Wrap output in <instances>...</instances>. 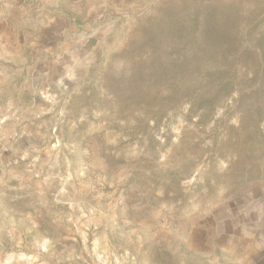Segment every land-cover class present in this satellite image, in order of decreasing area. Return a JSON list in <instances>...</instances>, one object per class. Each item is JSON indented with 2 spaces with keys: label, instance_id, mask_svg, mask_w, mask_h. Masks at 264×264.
I'll return each mask as SVG.
<instances>
[{
  "label": "rangeland",
  "instance_id": "obj_1",
  "mask_svg": "<svg viewBox=\"0 0 264 264\" xmlns=\"http://www.w3.org/2000/svg\"><path fill=\"white\" fill-rule=\"evenodd\" d=\"M263 33L264 0H0V264H264L263 102L158 82Z\"/></svg>",
  "mask_w": 264,
  "mask_h": 264
},
{
  "label": "trees",
  "instance_id": "obj_2",
  "mask_svg": "<svg viewBox=\"0 0 264 264\" xmlns=\"http://www.w3.org/2000/svg\"><path fill=\"white\" fill-rule=\"evenodd\" d=\"M206 29L199 35L196 51H204L203 46L210 43V32ZM212 39L206 63L217 69L202 73L190 71L202 69L204 56L197 53L193 57L183 55V60L174 61L172 72L165 70L158 82L172 87L177 101H191L193 111H202L200 118L203 121L211 119L220 101H227L233 95L238 101L244 100L247 89L264 104V33L254 37L246 48L237 44L235 54L230 52L236 45L233 42Z\"/></svg>",
  "mask_w": 264,
  "mask_h": 264
}]
</instances>
